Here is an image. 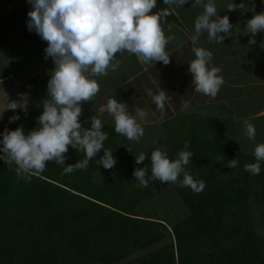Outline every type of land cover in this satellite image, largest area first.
<instances>
[{"label": "trees", "instance_id": "1", "mask_svg": "<svg viewBox=\"0 0 264 264\" xmlns=\"http://www.w3.org/2000/svg\"><path fill=\"white\" fill-rule=\"evenodd\" d=\"M254 2L252 16L262 12L261 0ZM13 115L20 119L10 123ZM39 116L33 111L4 116L0 140L5 128L22 125L27 134L39 127ZM198 121L199 134L195 127L182 134L194 153L185 171L206 186L197 194L173 183L187 215L170 226L162 218L137 213L139 202L153 194L148 187L129 189L116 176L93 178V172L109 170L97 161L103 149L86 169L62 174L67 165L85 158L69 145L65 165L47 161L44 172L29 182L17 177L15 164L10 169L0 159V264H264V239L251 213L264 202V161L259 175L245 171L246 163L256 162L255 155L243 153L221 131L206 130L216 129L213 120ZM81 126L91 128V123ZM102 131L108 134L104 147L116 160L138 165L117 134L106 126ZM231 159L238 161L234 168L227 166Z\"/></svg>", "mask_w": 264, "mask_h": 264}, {"label": "clouds", "instance_id": "2", "mask_svg": "<svg viewBox=\"0 0 264 264\" xmlns=\"http://www.w3.org/2000/svg\"><path fill=\"white\" fill-rule=\"evenodd\" d=\"M31 9L28 12L27 27L35 31L47 42L45 59L51 57L54 69L47 83V98L43 103V112L37 118L39 127L25 134L23 126L15 130L5 128L0 140V159L11 169L16 165L18 178L26 182L32 175L43 173L47 161L65 165V153L69 145L77 151H83L85 158L75 164H69L62 174L88 167L89 161L103 149L98 163L105 169H112L116 159L110 149L104 147L108 134L102 131L101 119L91 117V128H82L79 117L81 103L92 101L100 91V85L94 77L108 75L109 68L115 71L120 66L116 60L117 53L134 54L142 64L162 62L170 63V54L166 45L175 39V35L165 36L163 23L172 13L168 9L153 12L157 0H28ZM187 0H164L165 5L183 6ZM202 7L203 12L195 19V34L191 37L195 45L203 33H207L209 43H224L225 37L232 36L234 25L228 15L221 16L214 0H194L192 7ZM244 3H231L228 11L243 9ZM247 33L252 36L249 44H255V35L264 31V12L255 13L246 21ZM169 32L171 29H168ZM223 33V35H221ZM195 58L191 60L188 71L192 74L195 91L215 98L224 84L220 73L222 68L210 66L213 54L204 47H193ZM115 61V63H113ZM155 83V81H154ZM147 95L156 105L161 119L166 115L165 104L171 99L165 90L160 88L154 93L151 88L145 89ZM21 100H8L6 109H25L28 103L27 94H20ZM185 108L188 102L185 101ZM107 112L114 118L115 131L129 141L139 142L144 136V128L136 117L144 118L147 113L135 109L131 115L127 105L116 98L106 102ZM3 113V112H2ZM19 115L9 117V122L19 120ZM245 135L255 141L256 129L248 120H244ZM155 144L156 141H153ZM185 142L176 159H170L167 150L161 147L151 151V175L147 167H137L133 171L139 186L147 187L149 181L180 183L190 187L194 193H200L206 184L196 180L185 171L194 153L188 150ZM131 152L132 149L129 147ZM148 154L141 152L135 155L136 164H142ZM255 163H246L244 170L252 175H259L261 161H264V143L254 148ZM217 160L223 162V159ZM238 161H227L229 168L237 166ZM183 174L182 181L178 177Z\"/></svg>", "mask_w": 264, "mask_h": 264}, {"label": "crops", "instance_id": "3", "mask_svg": "<svg viewBox=\"0 0 264 264\" xmlns=\"http://www.w3.org/2000/svg\"><path fill=\"white\" fill-rule=\"evenodd\" d=\"M233 2L240 4L241 0H214L218 13L228 15L234 25L232 36L225 37L222 44L209 43L205 32L194 45L191 37L195 34V19L203 8L192 7L194 0H187L182 7L165 5L164 0H157L153 12L168 9L172 13L162 24L165 36L178 37L166 45L170 63L142 64L134 54L117 53L119 68L115 71L109 68L108 75L94 77L100 91L92 101L81 103V123L90 124L91 117L95 115L120 140L122 137L115 131L114 118L106 110L107 99L116 98L127 105L133 116L137 107L147 113L142 119L136 117L144 128V134H147L148 127L159 128L162 132L160 126L167 125L168 134L165 131L164 134H154L166 147L170 146L171 134L177 133L174 130H179L172 122L182 118L186 119L183 129L191 120H213L216 129L213 126L206 128L210 133L226 131L225 122L243 124L244 120L251 122L259 115L262 117L260 124L264 125V31L255 35V44H249L252 34L247 33L246 21L252 18L255 2L242 0L243 9L228 11L227 6ZM30 9L28 0H0V107L4 108L8 100H21L20 94H27L28 97L25 109H8L1 118L13 111H33L41 115L42 101L47 98V83L54 63L51 57L45 59L47 42L27 27ZM261 10L264 12V0H261ZM194 46L211 51L213 59L210 66L222 68L220 75L224 84L215 98L196 92L192 84L193 76L188 71V63L195 58ZM146 88H151L154 93L162 88L171 98L165 104L163 119L147 95ZM185 101L188 102L186 108L183 106ZM179 116L181 118H177ZM122 139L124 144L121 145L126 147V138Z\"/></svg>", "mask_w": 264, "mask_h": 264}, {"label": "rangeland", "instance_id": "4", "mask_svg": "<svg viewBox=\"0 0 264 264\" xmlns=\"http://www.w3.org/2000/svg\"><path fill=\"white\" fill-rule=\"evenodd\" d=\"M17 101H20L18 98ZM4 108L0 107V119L3 116V113L6 112L8 109L3 111ZM246 108H244L243 112H245ZM254 111V110H253ZM3 112V113H2ZM259 115V114H258ZM181 118V116L177 117ZM199 119L197 120H191L186 128L183 129V124H186V119L182 118L180 121L175 120L172 122L174 126H176L177 129L181 130H174L177 133L171 134V139L168 147H166L165 143L161 139H159L154 134H168V127L160 126L163 128V131L160 132L159 128L153 129L152 127H148L147 134H144L143 137L139 140V142L135 141H129L126 137L122 136V138H126V147L131 148L132 155H139L141 152H144L147 155L146 159L143 161L142 164L139 165H129L125 162H121L116 160V164L112 169L106 170V171H97L93 172V178L95 180L101 181L103 178L108 176H116L123 179L122 184L125 185L127 188H143V186H139V182L135 180L133 176V171L135 168L140 167L144 168L147 167L148 173L147 175H151V151L154 148L165 147L167 150V154L170 159H174L175 157H178V153L180 150L184 149L183 143L189 142L183 138V135L180 133L188 132L193 127L196 128L195 134H199ZM260 120L262 121L261 115L255 117L251 120L250 123H252L256 129V136L255 141L249 140L247 136L245 135V126L243 124H230L228 122L224 123V130L221 131V134H225L229 140L233 141L239 149L246 154L254 155V148L259 143H264V125L260 124ZM177 122V123H175ZM262 123V122H261ZM227 128V129H226ZM226 132L228 134H226ZM172 133V132H171ZM155 136V137H154ZM118 140V143L124 144V139ZM153 141H156L154 144ZM190 143V142H189ZM192 151L191 149H188ZM176 159V158H175ZM188 172V171H187ZM183 174L178 177V181H182ZM180 185V183L178 182ZM181 186V185H180ZM151 191H153V194L146 198V200H142L139 202L138 206L136 207V211L138 214L141 215H147L152 217H159L165 220V222L170 226L172 223L177 222L178 220L183 219L187 215V209L181 199L179 198L177 191L175 189V186L172 182H160L159 180L156 181H149V185L147 186ZM254 219V225L257 232L261 235V237L264 239V202L263 203H257L252 207L251 211ZM167 240H162L160 243L165 244ZM155 248L154 246L147 247L145 249H140L137 251L132 252L128 257L123 259L122 261L130 260L131 258L137 257L141 254L146 253L149 250H152ZM113 264H118L113 263Z\"/></svg>", "mask_w": 264, "mask_h": 264}]
</instances>
